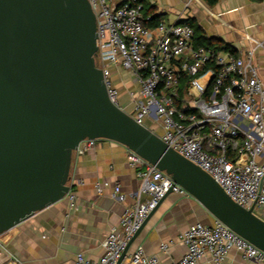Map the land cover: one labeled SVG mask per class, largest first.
I'll list each match as a JSON object with an SVG mask.
<instances>
[{"label":"built area","instance_id":"1","mask_svg":"<svg viewBox=\"0 0 264 264\" xmlns=\"http://www.w3.org/2000/svg\"><path fill=\"white\" fill-rule=\"evenodd\" d=\"M96 19V63L102 70L109 100L118 106L108 65L130 71L138 85L131 118L147 127L178 155L208 174L229 199L264 221V90L252 55L263 44L254 42L248 58L193 45L194 29L160 21L143 24L137 0H88ZM149 20V17L145 18ZM100 140H84L74 155L83 154ZM127 163L136 171L141 203L127 206L120 217L121 237L112 230L102 243L97 264H117L127 243L169 190L180 187L133 152ZM68 186L70 187L69 183ZM70 202L74 197L67 195ZM114 200L123 202L119 187ZM185 254L172 264H227L236 251L247 264H264V253L214 220L196 223L178 237ZM171 244V243H170ZM170 244H163L166 252ZM12 264H21L13 260ZM76 264H89L82 256ZM128 264H157L141 248Z\"/></svg>","mask_w":264,"mask_h":264},{"label":"water","instance_id":"2","mask_svg":"<svg viewBox=\"0 0 264 264\" xmlns=\"http://www.w3.org/2000/svg\"><path fill=\"white\" fill-rule=\"evenodd\" d=\"M96 40L88 0H0V235L65 199L79 143L105 140L163 172L264 253V221L109 100Z\"/></svg>","mask_w":264,"mask_h":264},{"label":"crops","instance_id":"3","mask_svg":"<svg viewBox=\"0 0 264 264\" xmlns=\"http://www.w3.org/2000/svg\"><path fill=\"white\" fill-rule=\"evenodd\" d=\"M145 12L159 16L167 24H186L195 29V37L214 38L227 45L235 56L248 58L254 42L264 47V0H217L212 6L204 0H144ZM194 41V40H193ZM264 90V50L252 57ZM113 86L118 92V107L133 111L132 100L138 85L130 71L108 65ZM128 150L116 143L100 140L83 154L74 155L71 166L70 194L62 201L36 213L0 235V264H76L82 256L97 264L103 255L102 243L114 230L120 237V217L127 206L141 203L140 179L127 163ZM264 163V158L258 159ZM118 186L123 202L114 200ZM214 219L189 195L168 194L148 219L120 264L141 248L146 256H155L157 264H172L184 254L178 237L190 226H211ZM171 243V244H170ZM163 244H170L166 252ZM227 264H247L236 251L229 252ZM197 264H212L208 259Z\"/></svg>","mask_w":264,"mask_h":264},{"label":"trees","instance_id":"4","mask_svg":"<svg viewBox=\"0 0 264 264\" xmlns=\"http://www.w3.org/2000/svg\"><path fill=\"white\" fill-rule=\"evenodd\" d=\"M208 5L212 6L216 3L217 0H204ZM137 3L141 5L142 7V22L145 26L147 27H153L155 25H157V23L160 22V17L156 16V15H152L149 12H145V6H144V0H137ZM149 17V20H146L145 18ZM190 26V25H189ZM192 27V26H190ZM193 28V27H192ZM194 29V28H193ZM195 29H194V41H193V45L195 47H203V48H208V49H214L217 51H221V52H228L231 55L235 56V52L233 50H231V48L227 45L222 44L219 40L211 38H205L203 36L201 37H195Z\"/></svg>","mask_w":264,"mask_h":264}]
</instances>
